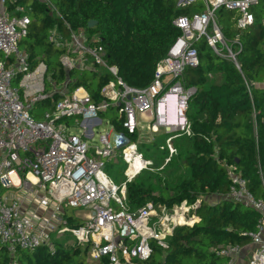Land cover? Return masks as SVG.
Wrapping results in <instances>:
<instances>
[{"label":"built area","instance_id":"obj_1","mask_svg":"<svg viewBox=\"0 0 264 264\" xmlns=\"http://www.w3.org/2000/svg\"><path fill=\"white\" fill-rule=\"evenodd\" d=\"M20 1L11 0L8 5L7 0H0V246L11 255L19 250L53 247L49 231L53 227L57 234H69L79 245H89L90 256L97 262L103 258L109 264L145 262L153 253L152 242L166 250L177 228L193 227L200 220L196 210L202 201H184L173 207L149 202L131 210L127 204L128 184L154 166L131 138L139 131L141 120L153 134L164 129L171 136L161 148L168 152L162 170L171 162L178 154L174 140L182 134L192 135L187 110L197 89L187 88L184 76L188 70L200 67V45H207L238 66L233 46L242 50L239 36L232 46L227 42L217 13L222 9L239 13L236 28L243 32L255 23L252 8L261 0H177L178 7L200 3L198 7L203 10L174 20L181 34L158 65L152 83L141 89L127 86L119 78L118 69L108 65L99 35L72 31L67 26V40L57 28L53 29L50 41L66 48L60 57L66 71L99 67L113 77L102 90L104 100L98 105L83 87L70 92L66 83L58 84L50 77L51 89L47 88L48 66L40 62L33 68L29 55L20 50L32 23V7ZM39 1L61 17L49 0ZM15 80H19L18 88L13 86ZM56 94L60 99L45 113L44 120L33 118L32 108ZM111 106L119 108L124 130L117 132L108 123L109 129L100 135L101 146L88 145L85 137L95 136L94 128L103 123L100 114ZM169 106L174 107V122L168 116ZM75 116L82 118L78 123L81 134H70L67 125L59 124ZM117 156L127 165V181L121 185L106 173L107 163ZM136 161L141 166L130 175ZM227 171L231 185L226 197L256 211L260 220L256 231L248 235V245L221 247L216 256L221 264H264V197L257 199L234 167ZM65 207L84 212L77 219L80 226L69 225Z\"/></svg>","mask_w":264,"mask_h":264},{"label":"trees","instance_id":"obj_2","mask_svg":"<svg viewBox=\"0 0 264 264\" xmlns=\"http://www.w3.org/2000/svg\"><path fill=\"white\" fill-rule=\"evenodd\" d=\"M49 1L61 17L52 14L39 0L19 2L32 7L29 36L20 48L29 55L33 68L40 62L50 67L58 59L57 70L52 74L57 83H66L70 92L85 88L96 105L103 102L101 92L113 77L99 67L66 71L59 61L66 48L50 41L51 31L57 28L67 40V26L72 31L99 35L108 65L118 69L119 78L127 86L141 89L152 83L158 65L181 34L174 20L190 14L195 5L178 7L177 0ZM90 21H96L97 26L89 28ZM222 32L231 46L239 36L242 50L233 46L238 66L203 44L200 67L188 70L184 76L185 86L197 89L187 110L192 135L182 134L174 140V146L179 151L176 156H183L181 167L189 178L176 184L172 194L171 189L152 183L132 182L127 187V204L133 211L149 202L173 207L184 201L194 204L200 199L202 204L196 210L200 220L193 227L177 228L166 250L152 242L151 257L138 264H221L217 249L248 245V235L257 229L260 215L226 196L231 185L227 168L234 167L247 181L250 192L257 199L264 197V15H255V23L243 32L237 28L233 35L225 29ZM210 72L221 74V81L210 82ZM59 99L57 94L53 98L55 102ZM119 113L118 107L111 106L100 117H110L108 123L120 132L124 129ZM131 139L137 143L138 132ZM157 190L161 191L160 196L156 195ZM216 196L220 199L214 204L206 200ZM80 223L69 220L71 227ZM53 243V247L19 250L15 255L0 246V264H109L107 258L90 262L89 245L65 251L61 243Z\"/></svg>","mask_w":264,"mask_h":264},{"label":"rangeland","instance_id":"obj_3","mask_svg":"<svg viewBox=\"0 0 264 264\" xmlns=\"http://www.w3.org/2000/svg\"><path fill=\"white\" fill-rule=\"evenodd\" d=\"M11 0H7V3L9 5ZM200 3L197 5L195 4L193 7H191V11H202L203 9L198 7ZM10 8V7H9ZM225 11H219L217 13V21L221 29H225L228 32H230L232 35L236 31V19L239 17V13L237 12H229L228 10L224 9ZM252 13L257 16H263L264 15V0H261L259 5L254 6L252 8ZM235 40V39H234ZM233 40V41H234ZM21 49V48H20ZM22 50V49H21ZM208 52V49H205V53ZM0 57L2 55L0 54ZM58 59L55 58L54 62H52V65L50 64L48 67V74H47V88H50L49 79L50 77L53 78L52 74L53 71L56 69L57 66L56 63ZM60 61V60H59ZM217 61V60H215ZM208 80L212 83L220 82L221 81V74L210 72L208 75ZM57 78H54L53 82H58L56 80ZM172 78H169V80ZM65 84V83H64ZM13 86L15 88H18L19 86V80H15ZM61 87V85H59ZM55 104V101L53 99L38 104L37 106H34L32 110L30 111L33 118H36L38 121L44 120V115L46 112L51 111L53 106ZM173 113V108L169 106L168 108V116L170 118L171 114ZM120 114V113H119ZM121 115V114H120ZM110 117L102 116L101 120L103 123L101 125H98L94 128L95 136L93 138L91 137H85V140L87 141L88 145L90 146H98L100 147V135L105 133L108 129V120ZM82 122L81 117H70L63 119L59 124L67 125L69 127V133L70 134H81L82 128L79 126L78 123ZM147 124H143L142 122L139 123V131H138V139H137V145L139 151L144 155V157L148 160L153 161V169L152 170H146L148 172L140 174L133 182L138 183H152L155 187L161 186V188L167 187L170 190V193L172 194V189L178 184L182 179L189 178V173L185 171L181 167V160L183 156L178 155L174 156L173 163L165 170L162 171V165L163 160L168 157V152L166 150H162V147H166V140L167 135L164 129L160 130L158 133L153 134L152 132H149L147 129ZM174 141V145H175ZM183 145V143H182ZM179 154V151H178ZM172 159V160H173ZM126 163L123 161L121 156H117L116 158L110 160L107 163L106 173L107 175L114 180V182L117 185H121L124 182H126L127 178L125 176V170H126ZM11 192L13 190H10ZM161 191L157 190L156 195L160 196ZM209 203L214 204L218 200L216 197L206 199ZM115 206V205H114ZM116 207V206H115ZM65 213L66 217L70 220H77L78 218H82L84 215V212L80 209H73L69 207H65ZM42 214V213H40ZM53 242H59L61 245H63V249L65 251H69L71 249H74L78 247V243L76 242L75 238L72 237L69 234L66 235H59L57 232L52 236ZM54 244V243H53ZM90 256V255H89ZM90 262H94L91 256L88 258Z\"/></svg>","mask_w":264,"mask_h":264},{"label":"crops","instance_id":"obj_4","mask_svg":"<svg viewBox=\"0 0 264 264\" xmlns=\"http://www.w3.org/2000/svg\"><path fill=\"white\" fill-rule=\"evenodd\" d=\"M172 107V106H171ZM173 108V113L171 114V116H170V122H174L175 121V119H174V107H172ZM101 119V118H100ZM141 122L143 123V124H146V122L144 121V120H141ZM28 205H26V207H27ZM27 209V208H26ZM49 231H50V233H51V235H54L55 233H56V230L53 228V227H50L49 228ZM89 255H90V253H89ZM90 257V256H89ZM94 262H97V261H95V260H93Z\"/></svg>","mask_w":264,"mask_h":264},{"label":"bare ground","instance_id":"obj_5","mask_svg":"<svg viewBox=\"0 0 264 264\" xmlns=\"http://www.w3.org/2000/svg\"><path fill=\"white\" fill-rule=\"evenodd\" d=\"M141 166V163L139 161H136V164L132 167V169L129 171V174L132 175L135 173L134 169ZM32 178V177H31ZM33 179V178H32Z\"/></svg>","mask_w":264,"mask_h":264},{"label":"water","instance_id":"obj_6","mask_svg":"<svg viewBox=\"0 0 264 264\" xmlns=\"http://www.w3.org/2000/svg\"><path fill=\"white\" fill-rule=\"evenodd\" d=\"M97 26V22L96 21H90L89 22V28H94Z\"/></svg>","mask_w":264,"mask_h":264}]
</instances>
